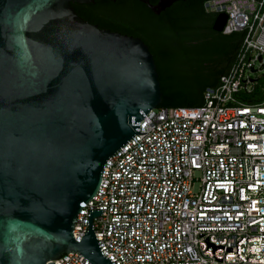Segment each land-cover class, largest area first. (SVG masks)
Listing matches in <instances>:
<instances>
[{
  "label": "water",
  "instance_id": "obj_1",
  "mask_svg": "<svg viewBox=\"0 0 264 264\" xmlns=\"http://www.w3.org/2000/svg\"><path fill=\"white\" fill-rule=\"evenodd\" d=\"M72 1L94 0H0V264H53L68 251L114 264L92 228L102 208H89L79 241L74 220L106 159L146 132L140 119L162 101L148 44ZM141 1L159 13L175 0Z\"/></svg>",
  "mask_w": 264,
  "mask_h": 264
},
{
  "label": "built area",
  "instance_id": "obj_2",
  "mask_svg": "<svg viewBox=\"0 0 264 264\" xmlns=\"http://www.w3.org/2000/svg\"><path fill=\"white\" fill-rule=\"evenodd\" d=\"M204 7L226 13L223 33L245 31L235 61L202 103L149 108L139 121L146 132L109 155L94 195L80 202L74 238L89 208H102L92 228L114 264H264V100L241 98L264 70V0ZM51 261L93 264L79 251Z\"/></svg>",
  "mask_w": 264,
  "mask_h": 264
},
{
  "label": "trees",
  "instance_id": "obj_3",
  "mask_svg": "<svg viewBox=\"0 0 264 264\" xmlns=\"http://www.w3.org/2000/svg\"><path fill=\"white\" fill-rule=\"evenodd\" d=\"M204 1L175 0L159 13L141 0L71 4L78 14L100 27L140 36L157 65L162 90L160 105L176 106L202 103L206 85L217 81L242 46L245 31L223 33L214 29L212 24L219 12L206 10ZM188 34H195L196 41L181 45V38ZM241 98L247 103L264 100V70L255 75L251 90L242 93Z\"/></svg>",
  "mask_w": 264,
  "mask_h": 264
},
{
  "label": "flooded vegetation",
  "instance_id": "obj_4",
  "mask_svg": "<svg viewBox=\"0 0 264 264\" xmlns=\"http://www.w3.org/2000/svg\"><path fill=\"white\" fill-rule=\"evenodd\" d=\"M193 36H195V34H188V35H185L183 38H181V40L180 41H183V42H181L180 44L181 45H185V46H187V45H189V44H191V43H193V42H195L196 41V39H194L193 38ZM189 37V41H188V38ZM166 40V39H165ZM177 42H175V44H176ZM178 44V43H177Z\"/></svg>",
  "mask_w": 264,
  "mask_h": 264
},
{
  "label": "rangeland",
  "instance_id": "obj_5",
  "mask_svg": "<svg viewBox=\"0 0 264 264\" xmlns=\"http://www.w3.org/2000/svg\"><path fill=\"white\" fill-rule=\"evenodd\" d=\"M259 72H253L252 74L255 75V74H258Z\"/></svg>",
  "mask_w": 264,
  "mask_h": 264
}]
</instances>
